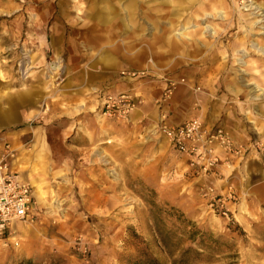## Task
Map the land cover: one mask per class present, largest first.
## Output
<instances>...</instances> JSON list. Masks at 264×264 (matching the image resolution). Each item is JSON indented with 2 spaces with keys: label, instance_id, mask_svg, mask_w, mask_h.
Masks as SVG:
<instances>
[{
  "label": "rangeland",
  "instance_id": "1",
  "mask_svg": "<svg viewBox=\"0 0 264 264\" xmlns=\"http://www.w3.org/2000/svg\"><path fill=\"white\" fill-rule=\"evenodd\" d=\"M225 1L228 18L200 22L218 33L200 36L204 0L175 7L174 26L158 14L157 30L142 11L170 10L166 0H0V161L34 193V217L15 224L17 246L0 241V264H264V82L249 71L264 36L251 31L243 64L233 52L244 7L264 0ZM167 28H186L182 50L159 56L149 40ZM123 92L131 116L100 117L103 96ZM192 118L228 135L211 167L153 132Z\"/></svg>",
  "mask_w": 264,
  "mask_h": 264
},
{
  "label": "built area",
  "instance_id": "2",
  "mask_svg": "<svg viewBox=\"0 0 264 264\" xmlns=\"http://www.w3.org/2000/svg\"><path fill=\"white\" fill-rule=\"evenodd\" d=\"M126 75L135 77L142 76L143 73ZM135 108V100L128 93L106 95L101 100L100 115L126 119ZM163 123L162 120L153 132L160 135L172 150L193 159L197 164L205 161L208 167H211L216 162L212 149L214 143L226 149L230 147L227 134L221 129H207L198 118L186 120L177 126H167ZM33 205L32 187L13 172L7 162L0 161V241L12 239L13 245L17 246V232L14 226L34 217ZM220 212L222 216H227L225 211Z\"/></svg>",
  "mask_w": 264,
  "mask_h": 264
},
{
  "label": "bare ground",
  "instance_id": "3",
  "mask_svg": "<svg viewBox=\"0 0 264 264\" xmlns=\"http://www.w3.org/2000/svg\"><path fill=\"white\" fill-rule=\"evenodd\" d=\"M146 1L147 2L148 1L157 2L159 0H146ZM199 1L200 0H168V1L166 0V2H164V3L169 5V9L170 10L162 9V8H154L152 10H148L149 12H147V9L142 7L143 8L142 12H143L144 16L147 17V23L150 24L151 28L154 29V30H157L158 29V23H156L154 21V19H156L158 17V14L164 12L165 13L164 16H166V20L169 22L170 26H174L173 20L179 19L180 15L175 14L173 9L175 7L176 8L177 7H182L183 9H185L187 7H190V6H191V8H194V5H196V3L199 2ZM184 2L186 4H184ZM202 5H203V3L201 4V7H202ZM244 8H248V10L246 12L249 13V14L248 15H241L240 19L237 21V24H238V27H240L239 28L240 31H243L242 33L245 34V35L243 36V40L240 41V43L238 44L237 48L235 50H233V52H235L234 57L236 56V58L234 59V63H236L238 65L243 64V63H241V64L239 63L240 62L239 59L244 54L248 55V53L249 54L253 53V52H250V51H256L258 54L264 55V50H261L260 48L259 49H255V47H253V46H250V51L249 52H245L244 53V50L247 51L246 50L247 48H245V46L248 45L249 40L252 37L251 36L252 35L251 31L257 30L256 31L257 35L264 36V4L257 5L254 9L251 8V5H249L247 7H244ZM222 10H224V13L223 12L222 13L219 12V11H222ZM229 10H230V8L226 5V1L225 0H204L203 10H201L199 13L193 15L194 24L192 25V28L200 36H202L203 33H205V34L207 33V35H214V34L218 33V30L212 33V31H213L212 29H209V27H202L200 22L203 21V20H207V19H215V18L221 17V15H224L225 18L226 17L228 18L230 16ZM132 11H133V8L130 7V8L127 9L126 13L131 14ZM254 12H256V13H254ZM105 13H106V11H105ZM113 14L114 13H113V11H111V9H109V11H107V15L110 16V18L108 20V24L109 25H112L113 21L115 19ZM149 14H152L153 16L149 17L150 16ZM248 17H249V20H248ZM129 18L131 19V16ZM255 18H259V20H256ZM252 20H253V22L250 23L249 21H252ZM97 22H98L97 25L100 24L99 21H97ZM234 28H235V26H234ZM169 30L170 29H168V28L163 30L164 33H166L165 35H163V39L160 36H159V38H156V36L153 35V38L151 40H149L150 41L149 42L150 48H152V50L156 54H158L159 56H163V52H162V46L163 45L165 47H167L171 51V53H174V54H179L180 51L182 50V45L180 44L177 36L183 37L184 36V32L186 31V28L182 29L181 30L182 32L179 33V34H171V32H169ZM111 32L112 31L103 33L102 39H104L103 37H105L106 41H108V42L112 41V39H113L112 36L113 35H112ZM167 32H168V34H167ZM251 41H252V39H251ZM129 44H131V41L129 39H126V40H123L122 42L120 41V43L117 46H115V48H113L111 50L115 51L116 47H124V46H127V45L129 46ZM256 47H258V46H256ZM238 48L239 49L242 48V49L238 50ZM262 57H264V56H262ZM256 64H257L256 61H250L249 62V71L254 73L257 76V78L260 80V82H264V62H261L259 66H257ZM252 80L253 79H251V81ZM256 83L259 86V82H256ZM231 87H232V89H231ZM248 87H250V86L248 85ZM228 91H230L231 93L233 91L234 94H238L239 93V90L236 88V85L234 83L231 84V86L229 87ZM261 94H264V93H261ZM262 97H264V96H262ZM256 101H258V100H256ZM248 109H250V108H248ZM245 115H250V112L245 111ZM99 116L102 117L101 115H99ZM34 187H35L36 194L38 193L39 195H41V190L38 187V185H36L34 183ZM20 231L24 232L25 231V227L23 226L20 229Z\"/></svg>",
  "mask_w": 264,
  "mask_h": 264
},
{
  "label": "trees",
  "instance_id": "4",
  "mask_svg": "<svg viewBox=\"0 0 264 264\" xmlns=\"http://www.w3.org/2000/svg\"><path fill=\"white\" fill-rule=\"evenodd\" d=\"M188 226L194 227V225L192 223H188ZM189 233H190V236H194V235H196V233H198V231H196L195 229H192L191 232H189ZM186 253L184 254L185 256H186ZM180 264H186V260L185 259L181 260Z\"/></svg>",
  "mask_w": 264,
  "mask_h": 264
},
{
  "label": "crops",
  "instance_id": "5",
  "mask_svg": "<svg viewBox=\"0 0 264 264\" xmlns=\"http://www.w3.org/2000/svg\"><path fill=\"white\" fill-rule=\"evenodd\" d=\"M112 93H117V92H112ZM99 115H100V114H99ZM129 116H131V115H129ZM100 119H101V118H100ZM203 123H204V122H203ZM204 124H205V123H204ZM205 125H206V124H205ZM205 125H204V126H205ZM25 182H26V181H25Z\"/></svg>",
  "mask_w": 264,
  "mask_h": 264
}]
</instances>
